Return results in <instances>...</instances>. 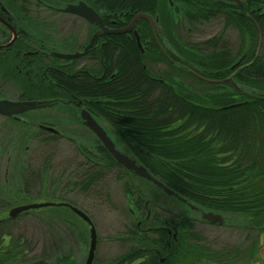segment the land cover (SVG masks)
Here are the masks:
<instances>
[{"label":"flooded vegetation","instance_id":"obj_1","mask_svg":"<svg viewBox=\"0 0 264 264\" xmlns=\"http://www.w3.org/2000/svg\"><path fill=\"white\" fill-rule=\"evenodd\" d=\"M190 1L193 2V0ZM83 3L93 9L97 15L90 18L69 10L72 6ZM189 3L187 0H147L144 3V5L147 4L148 9L146 10L137 8L135 11H121L117 10L116 6H110L104 0H0V99H6L5 89L7 84H10L15 85L17 90L18 86L23 90V92L18 91L19 94L16 97H10L12 99H45L54 102L52 107L19 113L16 114V117L1 112L0 116L19 122L21 129L19 138L25 130L27 132L34 128L35 131L27 142L32 137L37 139L38 133L42 134L41 139L55 141L58 138H63L68 141L82 159L79 167L83 179L86 176L97 175L92 183H78L84 192L93 188L97 183L101 188L99 193H103L102 190L106 189L107 163L105 160L93 159L96 157L92 156H102L104 152L118 163L114 167L122 169L123 176L129 180H131L130 176L142 179L119 162L102 138L84 124L80 117L82 110L90 112L115 140L117 146H122L130 155L134 154L146 166L135 150L138 146L134 144L133 138L128 134L123 137L116 127L122 123L118 119L121 114L117 111L118 105L115 110L109 108L104 111L102 109L103 105L108 103L106 101L119 102V94H115L116 99L114 97L102 99V96L105 95L79 94V91L74 90L66 83L68 79L81 76L90 77L102 84L110 81L118 73V68L121 67V64H118L119 55L121 54V45L126 38L128 42L133 43L132 51L137 50L140 63L150 79H156L162 83L167 81L170 84L171 77L175 84L179 82L184 85H187L189 79H194L199 83L207 82L220 85L219 89L229 84L240 94L247 92L248 96L257 94V89L250 87L247 82L248 71H241L247 70L250 65H255L257 60L264 63V0H202V4H199L198 7L201 11L203 10L200 14L208 16L188 14V10L192 7ZM141 12L148 13L152 19L138 17V13ZM207 17L210 18L207 19ZM191 20H194V24H198L203 30L206 26L221 21V29L214 34H207L204 31L201 40L193 42L187 36L181 37L179 33L180 28L184 32L187 25H189L187 31L193 30V25L190 24ZM185 33L187 34L186 31ZM172 34H174L173 37ZM235 36L237 37L236 42L232 43V38ZM187 44L190 46L187 47ZM194 44H196L195 48H193ZM70 54L79 55L76 57L65 56ZM208 55H215V62H205L203 58ZM192 58L199 60V63ZM164 64L168 66V69L161 67ZM207 68L219 70L218 76L208 78ZM179 72L185 75L184 78L178 75ZM26 82L32 86L34 93L36 92L33 85L39 88V97L33 98V96L25 95L23 86ZM61 104L70 107L68 109L60 108ZM28 114L35 116L37 120L24 119L23 116ZM58 118H64V120H58ZM80 123H83L94 133L96 138L92 136L96 141L87 131L84 134L76 133L74 129L72 133L66 129L74 128L73 124ZM101 148L104 152L101 151ZM90 161L99 163L93 164L98 166L99 174L94 166L86 164ZM72 182L77 185L76 181ZM75 189L74 186L73 190ZM128 189L127 185L126 193L130 194V201L134 202L137 210L148 208V201L158 205L163 203L158 201V197H156V201H153L155 200L154 196L143 189H140L141 193L139 190ZM142 196H144L145 205L139 207L138 201L142 199ZM60 199L62 200L42 201L55 204L23 211L17 216L32 212V210L37 211L35 209L68 207L72 213L71 224L68 223L67 228L72 229L73 236L85 241V250L80 261L77 260L75 253L71 252V254L65 255L73 260V264H86L91 245V224L74 211L73 207L81 209L88 215L89 213L74 201ZM29 203L39 202H19L9 206L10 208L7 207L8 217L14 218L9 215L13 207ZM2 209L6 212V206ZM166 209L169 214L175 213L177 218H180L178 223L186 219L181 215L185 212H179L177 209L172 210L168 207ZM49 210L52 211V209ZM134 215L136 222L132 227L135 231L130 228L133 234L132 240L135 243L133 247L136 252L144 250L146 256L138 257L132 263L142 264L149 259L147 257L150 254H155L158 264H168L169 256L173 252H177L179 248L174 243L178 236L180 234L189 235V233L178 223L170 224L171 219H167L163 223L154 221L152 210L149 211V208L144 215L141 213ZM90 217L93 220L92 216ZM148 219L150 221L146 222ZM144 230H153L157 236L167 235L166 244L153 243L146 246L148 238H140L139 235L140 231ZM186 239H182L178 243L183 247L187 242ZM189 242L195 244L192 241ZM159 244L161 246H158ZM97 250L98 246H96L92 264H100L106 260L98 258ZM205 264H217V258L211 256L209 261L205 260Z\"/></svg>","mask_w":264,"mask_h":264},{"label":"trees","instance_id":"obj_2","mask_svg":"<svg viewBox=\"0 0 264 264\" xmlns=\"http://www.w3.org/2000/svg\"><path fill=\"white\" fill-rule=\"evenodd\" d=\"M104 1L121 11L148 9L147 4L144 5L147 0ZM187 1L192 6L188 14L204 15L200 14L203 10L198 8L202 0ZM193 23L194 20H191L190 24ZM132 44L124 38L118 61L121 67L110 81L102 84L81 76L68 79L66 84L79 91V94L105 95L102 99H116L115 94H119V102L106 101L108 103L102 109L115 110L118 105L117 111L121 113L118 119L122 123L114 125L123 137L128 134L133 138L134 144L138 146L134 149L151 172L188 199L234 218L245 217L244 222L263 232L264 185H260L259 179L264 178V63L257 60L255 65L241 71H248L247 82L250 87L257 89V94H240L229 84L220 89V85L214 84V89L206 91L201 88L202 91L196 92L189 84L174 85L150 79L140 63L137 50L132 51ZM192 59L199 63V60ZM203 60L215 62V55H208ZM207 69L208 78L218 76L219 70ZM24 85L25 95L34 92L30 84L26 82ZM206 85L210 86V83L206 82ZM33 87L39 97V88ZM31 136V131L25 130L21 145L25 146ZM101 151L104 152L102 148ZM92 156L93 159L105 160L107 171L118 165L105 152L102 156ZM96 163L99 164L95 161L86 162L94 166L99 174L98 166L93 165ZM19 170L21 172L15 175L19 178V187L6 190V194L12 197L7 199L6 212L0 208V264H73L68 255H62L50 263L44 259L20 263L18 258L22 254L17 251L20 243L12 240L6 232L12 220L8 217L7 207L25 200L32 193L25 169L20 166ZM96 176H86L82 183H92ZM51 209L50 218L58 217L68 225L72 213L68 207L56 206ZM167 237H148L146 246L166 244ZM187 237L183 234L178 236L174 243L179 248L169 256L168 264H205V260L209 261L211 256L217 258V264H228L220 256L226 251L220 250L217 256L211 248L190 244L189 241L182 247L178 242ZM144 256V250L136 252L132 247L123 255L100 264H133L136 258ZM147 258L142 264L159 263L155 254Z\"/></svg>","mask_w":264,"mask_h":264},{"label":"rangeland","instance_id":"obj_3","mask_svg":"<svg viewBox=\"0 0 264 264\" xmlns=\"http://www.w3.org/2000/svg\"><path fill=\"white\" fill-rule=\"evenodd\" d=\"M220 24L221 21H218L217 24L205 25L206 27L203 30L198 24L193 23V30L187 31V28H189V25H187L184 32L180 28L179 33L181 37L187 36L188 39L196 42L201 40L204 31L207 34L220 31ZM173 36L174 34H172ZM236 38V36L232 38V43L236 42ZM164 66L161 67L168 69L166 64ZM178 75L181 78L185 76L182 72H179ZM170 79L174 83L171 77ZM187 84L196 91H202L201 88L208 91L214 86L213 84L208 86L206 83H199L194 79H189ZM175 85H180V83L178 82ZM18 91L23 92L22 87L18 86L17 90L15 85L7 84L6 97H16L19 94ZM29 96L38 97L34 92H29ZM59 107L68 109L70 106L61 104ZM23 117L26 120L32 118L33 121L37 120L35 116H30V114ZM58 120H64V118H58ZM53 121L56 122V120ZM19 125L17 121L14 122L0 116V208H4L8 203L7 199L12 197L6 194V190L19 187V178L16 176L21 166L25 169V176L29 181L32 193L20 202L60 201L62 200L60 198H64L79 204L92 216L97 226L99 238L97 256L99 259L107 260L119 257L135 246L132 240L133 234L130 231L134 229L132 225L136 222L133 217L134 214L141 213L144 215L149 208V211L152 210L154 221L163 223L167 219H171L169 223L176 225L180 218H177L175 213L171 212L169 214L166 208L177 209L179 212H189V209L185 211V206L182 203L172 197L170 198L147 181L136 179L135 176H130L132 181L129 180L122 175L124 171L118 167L111 168L112 171L110 169L105 174L106 189L102 190L103 193L98 192L101 190L98 183L84 192L79 185L80 182H83V174L79 167L82 159L76 149H73L72 145L63 138H58L55 141L41 139V133H38L37 139L32 137L25 146H22L21 138H19L21 134ZM72 126L74 128L69 127V129H66L72 133L74 129L76 133L84 134L87 131L96 138L94 133L83 123L73 124ZM34 131L35 129L32 128L31 133H34ZM94 141L96 140L94 139ZM24 147L25 149L22 150ZM72 181H76L77 185L73 184ZM260 181V185H264L263 177L259 179ZM127 185L129 190H139L141 193L140 189H143L154 196L155 201L158 197V201L163 203L158 205L148 201V208L137 210L134 202L130 201V194L126 193ZM74 186L76 187L75 190H73ZM141 198L138 201L139 207L145 205L143 202L145 201L144 196ZM17 203H13V205ZM49 209L51 208L35 209L37 211L32 210V212L14 216L7 225L6 232L11 236V239L20 243L17 250L22 254L18 258L20 263L43 259L50 263V261L56 260L62 255L71 254V252L75 253L77 260H82L85 241L83 242L82 238L73 236L72 229L69 230L68 225L58 217L50 218L51 211ZM185 218L178 224L182 225L181 227L189 233L186 240L211 248L217 256H219L220 250L226 251L220 254L221 258L224 259L223 262L228 264H264V231L262 232L248 225L244 222L245 217H235L231 223L205 222L199 218H188L186 215ZM149 221L150 219L146 220V222ZM68 223L71 224V221ZM139 235L140 238H148L157 236V233L153 230H144L140 231ZM257 242H259L258 248Z\"/></svg>","mask_w":264,"mask_h":264},{"label":"water","instance_id":"obj_4","mask_svg":"<svg viewBox=\"0 0 264 264\" xmlns=\"http://www.w3.org/2000/svg\"><path fill=\"white\" fill-rule=\"evenodd\" d=\"M69 10L76 12L78 14H81V15L89 16L90 18H93L94 16L97 15L93 9L89 8L84 3L80 5H76V6L74 5L72 6V8H69ZM137 16L145 17L149 20L152 19L148 15V13L141 12V13H138ZM78 55L79 54H70V55H65V56L76 57ZM53 105H54V102H51L45 99L44 100H41V99H12V98L6 97V99L5 98L0 99V112L8 116L16 117V114H19V113H25V112L32 111V110L52 107ZM80 117L82 121L84 122V124L89 126L97 135H99L102 138L103 142L112 152V154L128 170L133 171L143 180L156 186L164 194L170 196V198L172 197L179 203H182L185 206L186 211L189 209V212L187 211L185 213H181L182 216L186 215L188 216V218H192V219L199 218L202 221L211 222V223H224V222L231 223V221L235 219L232 215H228L221 211L202 206L188 199L187 197L183 196L177 191H175L173 188L167 185L164 181H162L159 177H157L153 172H151L134 154L130 155L127 153V150L124 149L122 146H119V145L117 146V143L115 142V140L110 136V134L106 132V129L97 122L96 118L90 112L86 110H82ZM52 204H55V203L54 202H39V203H29V204L19 205V206L13 207L10 210L9 215L10 217H14L23 211H27L33 208H40V207L48 206ZM73 209L91 224V229H90L91 245H90L89 255H88L86 264H92L94 256H95L97 241H98V233H97L96 225L94 224L91 217L88 214H86L84 211H82L81 209L77 207H73Z\"/></svg>","mask_w":264,"mask_h":264},{"label":"bare ground","instance_id":"obj_5","mask_svg":"<svg viewBox=\"0 0 264 264\" xmlns=\"http://www.w3.org/2000/svg\"><path fill=\"white\" fill-rule=\"evenodd\" d=\"M232 106V105H231Z\"/></svg>","mask_w":264,"mask_h":264}]
</instances>
